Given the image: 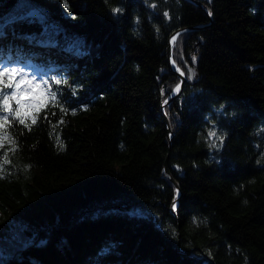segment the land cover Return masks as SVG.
I'll use <instances>...</instances> for the list:
<instances>
[{"label": "trees", "instance_id": "16d2710c", "mask_svg": "<svg viewBox=\"0 0 264 264\" xmlns=\"http://www.w3.org/2000/svg\"><path fill=\"white\" fill-rule=\"evenodd\" d=\"M198 1L0 0V63L60 89L0 130V264H264V0Z\"/></svg>", "mask_w": 264, "mask_h": 264}, {"label": "snow or ice", "instance_id": "6c2138e0", "mask_svg": "<svg viewBox=\"0 0 264 264\" xmlns=\"http://www.w3.org/2000/svg\"><path fill=\"white\" fill-rule=\"evenodd\" d=\"M114 12H119L120 9H113ZM212 13L209 12V15ZM168 14L165 13V16ZM177 36L171 38L170 43L175 44ZM192 62H196V57H192ZM173 63H175L173 61ZM177 71H180L177 69ZM188 78L194 77L195 73L193 69L188 68ZM180 75L184 76L185 73L180 71ZM53 84L59 85L62 83L60 79H55L52 81ZM177 83L173 92L179 94L181 91V84ZM40 89V91H37ZM60 89L52 90L49 82L47 80H37L35 75H26L21 68L12 66L10 63H0V130L4 129L9 122L12 124L18 122L21 125L28 127L26 123L28 119H31L32 124L36 123L38 112L46 105L45 100L51 102L53 105L59 103L57 97ZM163 92V90H162ZM26 97V98H25ZM15 102V107L13 108L11 102ZM168 103L167 99L164 100V104ZM62 112H67L68 109L60 106ZM75 114V112H73ZM63 123V121H60ZM216 133L214 131L209 133V137H215ZM0 139H11L10 136L5 134L4 137ZM14 144L15 141L13 140ZM2 146V145H0ZM15 149H13L14 151ZM9 160L7 154L5 153L3 164H8ZM4 171L3 166L0 165V174ZM173 210L175 211V204H173ZM193 223H196L195 218H193Z\"/></svg>", "mask_w": 264, "mask_h": 264}, {"label": "water", "instance_id": "95a60500", "mask_svg": "<svg viewBox=\"0 0 264 264\" xmlns=\"http://www.w3.org/2000/svg\"><path fill=\"white\" fill-rule=\"evenodd\" d=\"M185 1H188L190 2L191 4L197 6L198 8H201L205 14L208 15V17L211 19V16L209 15V12H208V9L205 7V5L203 3H201L200 1L198 0H185ZM32 13H34L33 11H30ZM199 27H202V26H189V27H184V28H181V29H178V30H175L173 31L170 35H169V38H168V45H167V59H168V65H169V69H171L174 73H176L180 79L179 83L181 81H183V83L181 84V91H182V88H183V85L184 83L186 82V77L185 76H181L180 75V69L179 67L177 66L176 62L174 61L173 57H172V51H171V38L173 36H177V34L183 32V31H187V30H193V29H197ZM173 61L175 63H173ZM177 69H179L180 71H177ZM180 91V93H181ZM179 93V94H180ZM179 94H176L172 91V93L166 98L168 103L166 105H168L174 98H176ZM164 104V101L162 102V105H161V108H162V113H163V116H164V119H165V123H166V127H167V130H168V133H169V137L171 138V136L173 135V132L171 131L170 127H169V123H168V119H167V116L165 115L164 113V106H166ZM163 172L165 174V176L173 183V185L175 186L176 188V191H177V194H176V199L173 201V204H175V211L173 210V205L171 207V212L173 215H176V208H177V204H178V201H179V197H180V190H179V187L178 185L176 184L175 180L173 179L171 173H170V170H169V163H168V155L166 156L165 158V161H164V164H163Z\"/></svg>", "mask_w": 264, "mask_h": 264}, {"label": "rangeland", "instance_id": "374dc122", "mask_svg": "<svg viewBox=\"0 0 264 264\" xmlns=\"http://www.w3.org/2000/svg\"><path fill=\"white\" fill-rule=\"evenodd\" d=\"M26 16H27V14H26ZM6 22L7 21H4V23H6ZM11 65L12 66H15V67H18V68H21L26 75H29V76L35 75V77L37 78V80H40L38 78V75L33 71V66L32 65H28V66H25V67H22L19 64H11ZM37 91H40V89H37Z\"/></svg>", "mask_w": 264, "mask_h": 264}]
</instances>
